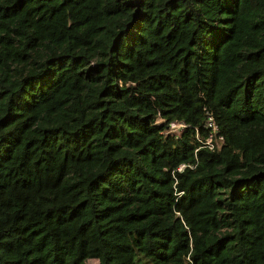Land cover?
Returning a JSON list of instances; mask_svg holds the SVG:
<instances>
[{
    "label": "trees",
    "instance_id": "obj_1",
    "mask_svg": "<svg viewBox=\"0 0 264 264\" xmlns=\"http://www.w3.org/2000/svg\"><path fill=\"white\" fill-rule=\"evenodd\" d=\"M89 258L264 264V0H0V264Z\"/></svg>",
    "mask_w": 264,
    "mask_h": 264
},
{
    "label": "built area",
    "instance_id": "obj_2",
    "mask_svg": "<svg viewBox=\"0 0 264 264\" xmlns=\"http://www.w3.org/2000/svg\"><path fill=\"white\" fill-rule=\"evenodd\" d=\"M185 125L186 123L182 120L172 119L165 125V131L174 132L175 135H177ZM203 125L207 129L206 135L201 138L199 133L195 129L194 138L201 143V146H205L209 149H214V147L222 140V135L219 133L218 126L209 112H207ZM195 149L197 148L195 147ZM185 165L189 164L181 162L176 165L175 170H182Z\"/></svg>",
    "mask_w": 264,
    "mask_h": 264
},
{
    "label": "rangeland",
    "instance_id": "obj_3",
    "mask_svg": "<svg viewBox=\"0 0 264 264\" xmlns=\"http://www.w3.org/2000/svg\"><path fill=\"white\" fill-rule=\"evenodd\" d=\"M96 259H94V258H89V259H87V261H86V263L87 264H96Z\"/></svg>",
    "mask_w": 264,
    "mask_h": 264
}]
</instances>
